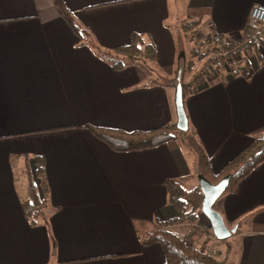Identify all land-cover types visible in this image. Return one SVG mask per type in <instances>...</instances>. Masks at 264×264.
Wrapping results in <instances>:
<instances>
[{
    "label": "crops",
    "instance_id": "1",
    "mask_svg": "<svg viewBox=\"0 0 264 264\" xmlns=\"http://www.w3.org/2000/svg\"><path fill=\"white\" fill-rule=\"evenodd\" d=\"M63 2L96 47L112 49L137 32L154 44L155 60L150 69L138 62L113 69L79 43L52 0H0V264H162L160 245L142 242L159 229L216 249L223 264H264V161L216 199L224 224L236 227L224 251L201 211L195 220L167 221L176 210L165 179L198 186L183 141L120 152L83 127L175 123L173 84L185 57L179 24L199 18L206 33L240 36L251 5L264 0ZM248 63L249 78H215L183 99L212 173L264 133V47ZM23 153L44 161L46 224L25 217Z\"/></svg>",
    "mask_w": 264,
    "mask_h": 264
},
{
    "label": "trees",
    "instance_id": "2",
    "mask_svg": "<svg viewBox=\"0 0 264 264\" xmlns=\"http://www.w3.org/2000/svg\"><path fill=\"white\" fill-rule=\"evenodd\" d=\"M52 4L56 12L78 37L79 43L89 44L93 47V52L98 58L109 64L111 68L123 69L137 62L142 63L148 69L151 68L149 63H153L155 60V46L151 41L145 40L141 33L131 32L127 43L116 45L109 50H103L94 45L89 33L74 19L63 0H52ZM200 22L199 18H189L179 24L182 38L190 45L181 65L183 99L189 91L187 89L189 83L200 75L208 63H213L218 59V53L225 45L224 39L226 36L217 32H214L215 38H212L206 46H203L200 39L194 38L193 34H191L194 30H199L202 34L213 33L204 32L209 26L200 24ZM241 35L248 36L255 48L258 46L264 47V28L260 29L247 23ZM244 64H248V60L245 59ZM237 74H239V67L230 65L226 75L235 76ZM83 127L88 129L94 137L105 143L109 148L120 152L149 148L170 140H181L194 155L196 175L200 174L211 184L216 183L225 175L229 176L224 192L231 191L238 180L248 174L260 162L264 161V141L261 136L253 137V140L233 155L218 173H212L209 170V156L205 153L192 131L189 128L185 131L179 130L174 122H168L149 130L126 131L119 128L94 126L91 124L83 125ZM21 156L24 160V167L23 171L20 172H24L25 188L28 191L27 200L23 206L25 217L31 226L46 224V220L42 217L41 209L48 201V187L45 180L43 158L41 155L31 157L26 153ZM30 157L32 159L29 161ZM165 187L167 202L176 210V215L167 219V221L195 220L200 213L202 199L198 186L184 189L175 180L167 178L165 179ZM209 233H211V230ZM142 242H156L160 245L165 258L162 264L224 263V257L217 258L211 255L210 252L202 251L188 243L178 233L168 229L149 232L142 239Z\"/></svg>",
    "mask_w": 264,
    "mask_h": 264
},
{
    "label": "built area",
    "instance_id": "3",
    "mask_svg": "<svg viewBox=\"0 0 264 264\" xmlns=\"http://www.w3.org/2000/svg\"><path fill=\"white\" fill-rule=\"evenodd\" d=\"M249 25H255L258 28H264V5L260 3L252 4L249 9L248 20ZM194 38L200 39L203 46L215 38L214 33L202 34L199 30L191 32ZM224 47L218 53V59L213 63H208L200 75L188 85L189 92H194L206 86L215 78H222L226 75L229 66L233 65L239 67V74L245 78H249L253 73L252 66L244 64V60L255 56L256 48L248 36H226L224 39ZM185 239V238H184ZM187 240V239H185ZM217 240V239H216ZM219 241V240H217ZM211 255H216V249L209 250Z\"/></svg>",
    "mask_w": 264,
    "mask_h": 264
},
{
    "label": "water",
    "instance_id": "4",
    "mask_svg": "<svg viewBox=\"0 0 264 264\" xmlns=\"http://www.w3.org/2000/svg\"><path fill=\"white\" fill-rule=\"evenodd\" d=\"M181 68L182 67H179L177 69L175 75V83L173 84V103L175 109V126L177 129L185 131L188 129V120L183 105ZM261 138L264 141V133H262ZM196 177L198 181V188L202 194L200 211L208 219V227L218 240L228 238L235 231L236 227H228L224 224L222 216L213 207V203L225 191L229 176H223L214 184L209 183L200 174H197Z\"/></svg>",
    "mask_w": 264,
    "mask_h": 264
},
{
    "label": "rangeland",
    "instance_id": "5",
    "mask_svg": "<svg viewBox=\"0 0 264 264\" xmlns=\"http://www.w3.org/2000/svg\"><path fill=\"white\" fill-rule=\"evenodd\" d=\"M181 31V30H180ZM182 41H183V43H184V46H183V53L185 54L186 52H187V49L190 47V45L188 44V42H186L184 39H182ZM185 47V48H184ZM186 50V51H185ZM132 65H134V64H132ZM181 70H182V68H181ZM182 72V71H181ZM173 75H174V73H172ZM185 76V75H184ZM241 76V75H240ZM243 77V76H242ZM185 79H186V77H185ZM188 89V88H187ZM21 173H24V172H21ZM23 177H24V175H23ZM26 189V192H28L27 191V188H25ZM216 206V200H215V202L213 203V207H215ZM218 249L219 250H226V245L222 242V240L219 242V244H218Z\"/></svg>",
    "mask_w": 264,
    "mask_h": 264
}]
</instances>
